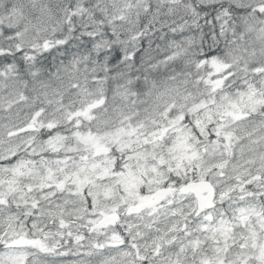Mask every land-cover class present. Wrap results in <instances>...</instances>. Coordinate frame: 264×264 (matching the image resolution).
<instances>
[{"label": "snow or ice", "instance_id": "1", "mask_svg": "<svg viewBox=\"0 0 264 264\" xmlns=\"http://www.w3.org/2000/svg\"><path fill=\"white\" fill-rule=\"evenodd\" d=\"M0 264H264V0H0Z\"/></svg>", "mask_w": 264, "mask_h": 264}]
</instances>
